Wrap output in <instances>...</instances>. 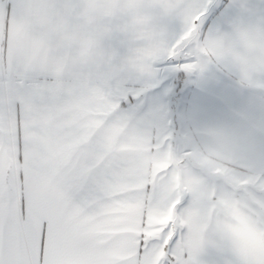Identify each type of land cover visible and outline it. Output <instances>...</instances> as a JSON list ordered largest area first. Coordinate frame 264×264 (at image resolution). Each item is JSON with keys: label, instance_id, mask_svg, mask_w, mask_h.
<instances>
[{"label": "snow or ice", "instance_id": "snow-or-ice-1", "mask_svg": "<svg viewBox=\"0 0 264 264\" xmlns=\"http://www.w3.org/2000/svg\"><path fill=\"white\" fill-rule=\"evenodd\" d=\"M215 3L0 0V264H264V138L154 102L212 64L264 87V13Z\"/></svg>", "mask_w": 264, "mask_h": 264}, {"label": "crops", "instance_id": "crops-1", "mask_svg": "<svg viewBox=\"0 0 264 264\" xmlns=\"http://www.w3.org/2000/svg\"><path fill=\"white\" fill-rule=\"evenodd\" d=\"M242 9L248 12L247 22L258 23L264 13V0H216L205 20L207 28L227 26ZM259 79L264 83V77ZM191 81L182 110L183 131L195 134L220 130L264 138V87L241 85L235 73L216 64L195 74Z\"/></svg>", "mask_w": 264, "mask_h": 264}, {"label": "rangeland", "instance_id": "rangeland-1", "mask_svg": "<svg viewBox=\"0 0 264 264\" xmlns=\"http://www.w3.org/2000/svg\"><path fill=\"white\" fill-rule=\"evenodd\" d=\"M194 75L166 72L162 78L160 89H158L160 92L156 94L159 97L155 103L164 106L174 130L177 132L184 130L181 119L183 117L182 110L188 87Z\"/></svg>", "mask_w": 264, "mask_h": 264}]
</instances>
